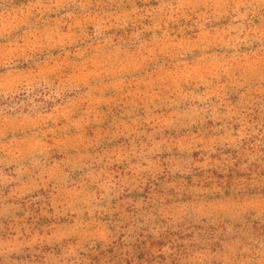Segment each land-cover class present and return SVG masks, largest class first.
<instances>
[{
  "label": "rangeland",
  "instance_id": "obj_1",
  "mask_svg": "<svg viewBox=\"0 0 264 264\" xmlns=\"http://www.w3.org/2000/svg\"><path fill=\"white\" fill-rule=\"evenodd\" d=\"M0 264H264V0H0Z\"/></svg>",
  "mask_w": 264,
  "mask_h": 264
}]
</instances>
